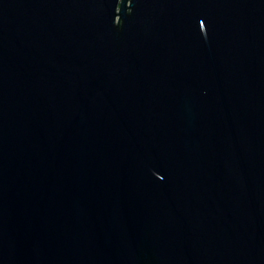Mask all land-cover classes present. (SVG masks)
<instances>
[{
  "label": "water",
  "instance_id": "water-1",
  "mask_svg": "<svg viewBox=\"0 0 264 264\" xmlns=\"http://www.w3.org/2000/svg\"><path fill=\"white\" fill-rule=\"evenodd\" d=\"M0 264H264V0H0Z\"/></svg>",
  "mask_w": 264,
  "mask_h": 264
}]
</instances>
